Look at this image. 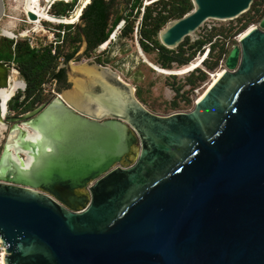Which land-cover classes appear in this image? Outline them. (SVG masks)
<instances>
[{
  "label": "water",
  "instance_id": "1",
  "mask_svg": "<svg viewBox=\"0 0 264 264\" xmlns=\"http://www.w3.org/2000/svg\"><path fill=\"white\" fill-rule=\"evenodd\" d=\"M192 2L160 32L167 49L255 0ZM81 33L68 89L25 114L14 97L6 117L0 99L4 264H264V17L194 108L165 116L109 67L82 62ZM13 69L0 62V90Z\"/></svg>",
  "mask_w": 264,
  "mask_h": 264
},
{
  "label": "trees",
  "instance_id": "2",
  "mask_svg": "<svg viewBox=\"0 0 264 264\" xmlns=\"http://www.w3.org/2000/svg\"><path fill=\"white\" fill-rule=\"evenodd\" d=\"M66 1L70 2L72 0ZM144 1L86 0V4L81 10L82 17H80L83 21V27L77 25L75 33L73 32L75 22L71 21V14L78 5V0L73 3H56L52 7L51 14L55 15L53 17L59 20L61 25H59L56 33L51 34L54 35L55 42H60L62 32L65 31L64 41L69 42L74 47L72 54H64L60 47L55 46L53 43L43 46L42 43H37V40L28 39L16 42L15 38L4 37L0 41V62L16 64L27 85L26 100L19 103L18 99L14 106V112L21 111L23 114L32 111L40 102L41 96L38 95H41L46 84L52 83L54 80L59 82L65 80V70H59L60 60L63 58L67 62L78 52L82 43L81 30L86 35L89 43L86 55L96 51L104 44L108 45L107 42L117 29L121 31V39H133L137 34L144 53L146 55L157 53L156 65L164 70H173L175 64L179 67L188 66L198 53H203L204 46L210 44L209 55L211 61L206 60L204 63L208 70H216L220 61L228 54L226 42L235 36L233 34L234 29H222L220 31L214 29L207 35L206 39L197 41L189 48H187L189 45V38H187V41L183 42L177 50H169L161 44L159 40L160 32L170 22L182 19L191 13L194 10L192 0H150L155 2L146 7H144ZM262 6L261 0H255L249 13L245 15L247 20L239 29V32H243L253 20L264 15V12L262 14ZM215 38L223 39L218 41ZM55 50L56 54L54 55L53 51ZM195 69L187 77L185 84L177 85L176 81L173 82L172 88L176 93V97L170 106L173 111L181 110L182 102L191 105L192 100L189 95L208 80L207 73ZM171 78L177 80L175 75ZM187 86L191 89L184 91ZM137 97L142 99L140 90L137 91Z\"/></svg>",
  "mask_w": 264,
  "mask_h": 264
},
{
  "label": "rangeland",
  "instance_id": "3",
  "mask_svg": "<svg viewBox=\"0 0 264 264\" xmlns=\"http://www.w3.org/2000/svg\"><path fill=\"white\" fill-rule=\"evenodd\" d=\"M40 1L41 0H34V3H32V0H5L7 5V17L2 22H0V41L5 36V38H15L16 42L32 39L37 40V43H42L43 46H48L52 43L54 44V35L51 33H56L59 25L61 24H59V20L53 17L54 15L48 12V5H50V3L47 6H44L40 4ZM45 1L48 2L49 0ZM74 1L75 0H72L68 3H73ZM155 1L145 0L144 7L150 5ZM261 2L263 3V14L264 0H261ZM85 4L86 0H78V5L76 6L72 14L71 21L75 22V24H73L74 33L76 31L75 27L80 23L79 20L81 17V10L85 6ZM24 12L28 15L30 24H26L21 21L26 20V14ZM245 15L241 16L237 20L228 22L210 20L206 22L199 31L196 32L194 37H189V45L187 46V48H189L192 44L196 43L199 40L206 39L207 35L214 29H217L218 31L222 29H234L233 34L235 36H233L231 39H228L226 42V49H228V54L223 57V59L219 63V66L214 71L208 70L206 64L204 63L206 60L211 61V56L209 55L211 48L210 44L204 46L203 53H198L193 62L188 66L179 67L177 64H175L173 70H164L156 65L157 53H154L152 55H146L144 53L138 41L137 34H135V38L133 39H121L120 29H117L112 34L110 40L107 42L108 45L104 44L105 46L103 45L96 51H93L89 55H86L82 62L91 61L99 63L103 66L109 67L110 69L118 73L122 80L133 85L137 91H141L142 99L139 100L149 110L158 115L165 116L175 112H188L194 108L195 103L201 98V96L205 94L208 86L213 80V75H216L221 70L224 71L226 69V58L228 57L234 46L238 45L242 35L251 28L258 27L264 17V15H262L261 17L256 18L243 32H239V29L247 20ZM16 20L19 22H17ZM45 22H48L50 24H47ZM22 31L25 32L22 33ZM18 32H21L22 35H18ZM15 36L18 37L16 38ZM64 36L65 35H62V37ZM215 39H218V41H222L223 38ZM185 41H187V38L185 39ZM61 47H63V49L61 50L64 52L73 53L74 51V47L69 42L62 44ZM60 63H62V61ZM152 66L157 68L159 71L154 70ZM15 68L18 70L16 64ZM195 68L207 73L208 80L202 83L199 88H197L191 95H189L192 100L191 105H186V103L182 102L181 110L173 111L170 107L172 101L176 97V93L172 88L173 82L176 81L177 85L185 84L187 77L196 70ZM173 75L177 76V80L171 78V76ZM18 77L20 78L19 75ZM26 89L27 85L26 88L23 87V89L20 90L22 92L19 91L16 93V96L14 98L15 104L18 99L19 103H23L26 100ZM190 89L191 88L187 86L184 91H189ZM55 90L56 87L54 85L51 86V83L46 84L43 91L41 92V95H38L41 96V99L40 102L37 103L35 109L51 100V95L55 92ZM15 113L21 114V111ZM7 138L8 129L4 125H1L0 157L2 155Z\"/></svg>",
  "mask_w": 264,
  "mask_h": 264
},
{
  "label": "flooded vegetation",
  "instance_id": "4",
  "mask_svg": "<svg viewBox=\"0 0 264 264\" xmlns=\"http://www.w3.org/2000/svg\"><path fill=\"white\" fill-rule=\"evenodd\" d=\"M52 10V9H51ZM25 13V12H24ZM50 14H51V11L49 12ZM26 14V13H25ZM55 16V15H54ZM82 20V19H81ZM23 23H26V24H30V19H29V17H28V15L26 14V20H21ZM46 23V22H45ZM78 26H79V24H78ZM82 27H83V24H82ZM23 32H25V31H22V33ZM63 32H65V31H63ZM80 32H82V30L80 31ZM22 33L21 32H18V35H22ZM5 37V36H4ZM15 37H18V36H15ZM81 39H82V34H81ZM66 43V41H64V37H62V39H61V41L60 42H55L54 44H55V46L56 45H58L59 47H60V49H63V47H61L62 46V44H65ZM81 45H82V43H81ZM81 45H80V47H81ZM80 49V48H79ZM79 51V50H78ZM63 53L64 54H72V53H68V52H64L63 51ZM53 54L55 55L56 54V50L55 51H53ZM60 61H62V63H60V65H59V70H65L64 69V65H66L67 64V62L65 61V59H63V58H61V60ZM7 63H9V62H7ZM64 64V65H63ZM13 65L15 66V64L13 63ZM65 73H66V70H65ZM10 74H11V72H10ZM20 74V73H19ZM20 76H22L21 74H20ZM55 86L56 87V91L57 92H54V93H52V98L53 97H55V96H57L59 93H61L63 90H66V89H68L69 87H70V84H69V81H68V77H67V74H66V78H65V80L63 81V82H59V81H56V80H54L52 83H51V86ZM23 88H20V89H18V90H16L15 92H14V94H12L11 96H8L7 98H6V100H5V102H4V104L2 105L3 107H2V109H3V116L4 117H6V111H7V109H8V103L16 96V93L19 91V90H22ZM17 103V102H16ZM16 104L14 103V106H15ZM22 114V113H21ZM23 114H25V113H23Z\"/></svg>",
  "mask_w": 264,
  "mask_h": 264
},
{
  "label": "bare ground",
  "instance_id": "5",
  "mask_svg": "<svg viewBox=\"0 0 264 264\" xmlns=\"http://www.w3.org/2000/svg\"><path fill=\"white\" fill-rule=\"evenodd\" d=\"M22 2V1H21ZM32 3H34V0H32ZM35 20V19H34ZM17 21V20H16ZM10 22V21H9ZM13 22V21H12ZM19 22V21H17ZM249 31V30H248ZM247 31V32H248ZM245 32L242 37H244L246 35ZM225 71V70H224ZM223 70H221L220 72H218L216 75H213V80L212 82L210 83V85L208 86V89L222 76V74L224 73ZM18 75L20 76L19 72L14 70L11 72V75H10V85H9V88L8 89H3V90H0V99L2 101V105L4 104L6 98L8 96H11L12 94H14V92L20 88H26V81L25 79L20 76V78L18 77ZM207 89V90H208ZM206 93V92H205ZM202 97V96H201ZM8 110V109H7ZM6 114H7V111H6Z\"/></svg>",
  "mask_w": 264,
  "mask_h": 264
},
{
  "label": "built area",
  "instance_id": "6",
  "mask_svg": "<svg viewBox=\"0 0 264 264\" xmlns=\"http://www.w3.org/2000/svg\"><path fill=\"white\" fill-rule=\"evenodd\" d=\"M65 2V1H64ZM50 2L48 1V2H46L45 0H41L40 1V4L41 5H44V6H47L48 4H49ZM56 3H58V2H54L52 5H48L49 6V9H48V12H50L51 11V9H52V7L56 4ZM66 3H68V1L66 2ZM73 14V13H72ZM71 14V15H72ZM56 17H58V16H56ZM71 17V16H70ZM82 17V16H81ZM62 18V17H61ZM49 22V21H48ZM62 35H65V32H62ZM116 36V35H115ZM17 38V37H16ZM20 91V90H19ZM18 91V92H19ZM5 254L6 255H9L5 250H4V242H0V264H4V262H3V258H4V256H5Z\"/></svg>",
  "mask_w": 264,
  "mask_h": 264
}]
</instances>
